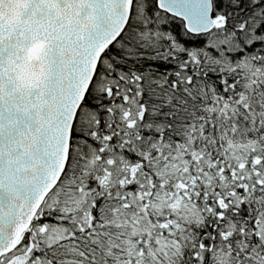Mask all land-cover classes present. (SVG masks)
I'll return each instance as SVG.
<instances>
[{
	"label": "snow or ice",
	"instance_id": "obj_1",
	"mask_svg": "<svg viewBox=\"0 0 264 264\" xmlns=\"http://www.w3.org/2000/svg\"><path fill=\"white\" fill-rule=\"evenodd\" d=\"M0 264H264V0H0Z\"/></svg>",
	"mask_w": 264,
	"mask_h": 264
}]
</instances>
